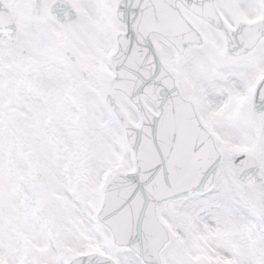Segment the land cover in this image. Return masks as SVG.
<instances>
[{
  "label": "snow or ice",
  "instance_id": "1",
  "mask_svg": "<svg viewBox=\"0 0 264 264\" xmlns=\"http://www.w3.org/2000/svg\"><path fill=\"white\" fill-rule=\"evenodd\" d=\"M0 264H264V0H0Z\"/></svg>",
  "mask_w": 264,
  "mask_h": 264
}]
</instances>
